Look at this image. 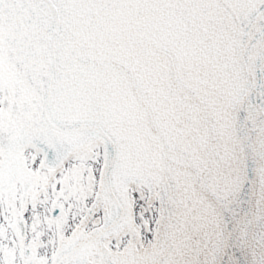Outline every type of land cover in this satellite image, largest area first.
Masks as SVG:
<instances>
[{"label":"snow or ice","instance_id":"1","mask_svg":"<svg viewBox=\"0 0 264 264\" xmlns=\"http://www.w3.org/2000/svg\"><path fill=\"white\" fill-rule=\"evenodd\" d=\"M0 264H264V0H0Z\"/></svg>","mask_w":264,"mask_h":264}]
</instances>
